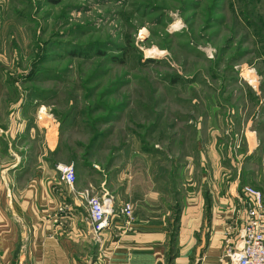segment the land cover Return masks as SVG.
<instances>
[{
  "label": "rangeland",
  "instance_id": "obj_1",
  "mask_svg": "<svg viewBox=\"0 0 264 264\" xmlns=\"http://www.w3.org/2000/svg\"><path fill=\"white\" fill-rule=\"evenodd\" d=\"M0 97L56 121L74 168L152 155L174 242L198 124L230 175L264 171V0H0Z\"/></svg>",
  "mask_w": 264,
  "mask_h": 264
},
{
  "label": "crops",
  "instance_id": "obj_2",
  "mask_svg": "<svg viewBox=\"0 0 264 264\" xmlns=\"http://www.w3.org/2000/svg\"><path fill=\"white\" fill-rule=\"evenodd\" d=\"M9 101L0 97V264H166L172 245V264H221L246 219L241 188L252 184L264 199V171L252 164L244 166L242 178L230 175L217 161L216 127L200 123L197 133H207L197 136L201 168L187 164L189 170L182 171L181 218L172 242L168 178L156 176L152 155L131 151L107 173L94 162L76 166L72 187L57 168L72 162L57 122L42 118L25 98L17 97L11 107ZM88 189L114 197L113 226L99 239L88 221ZM126 201L135 206L132 230L125 229L120 213Z\"/></svg>",
  "mask_w": 264,
  "mask_h": 264
},
{
  "label": "built area",
  "instance_id": "obj_3",
  "mask_svg": "<svg viewBox=\"0 0 264 264\" xmlns=\"http://www.w3.org/2000/svg\"><path fill=\"white\" fill-rule=\"evenodd\" d=\"M62 179L74 187L77 176L73 164L57 165ZM246 219L240 232V240L231 244L223 253L221 264H264V199L261 190L251 185H244ZM86 199L88 221L94 238L99 239L102 232L113 226L115 215L113 197L99 196L93 190L83 192ZM124 217V227L133 229L134 206L125 202L120 210Z\"/></svg>",
  "mask_w": 264,
  "mask_h": 264
}]
</instances>
